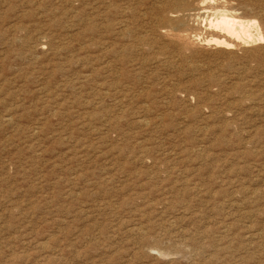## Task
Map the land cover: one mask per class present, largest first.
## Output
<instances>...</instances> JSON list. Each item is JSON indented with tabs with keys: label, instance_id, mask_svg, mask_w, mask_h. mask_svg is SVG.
Returning <instances> with one entry per match:
<instances>
[{
	"label": "rangeland",
	"instance_id": "1",
	"mask_svg": "<svg viewBox=\"0 0 264 264\" xmlns=\"http://www.w3.org/2000/svg\"><path fill=\"white\" fill-rule=\"evenodd\" d=\"M0 264H264V0H0Z\"/></svg>",
	"mask_w": 264,
	"mask_h": 264
},
{
	"label": "bare ground",
	"instance_id": "2",
	"mask_svg": "<svg viewBox=\"0 0 264 264\" xmlns=\"http://www.w3.org/2000/svg\"><path fill=\"white\" fill-rule=\"evenodd\" d=\"M162 6V5H161ZM186 6V5H185ZM176 10V9H175ZM179 10V8H178ZM182 10V9H180ZM179 10V11H180ZM185 10V9H184ZM183 10V12H184ZM229 10V9H228ZM171 11V10H170ZM173 11V10H172ZM177 11V10H176ZM187 12H184L183 14V18L184 15ZM189 13V12H188ZM182 14H180L181 16ZM179 16V17H180ZM188 16V15H187ZM190 16V15H189ZM178 17V19H179ZM186 17V16H185ZM165 19V18H164ZM164 19L162 21H164ZM170 19V17L168 18ZM177 19V18H176ZM194 19V18H193ZM239 19V18H238ZM171 20V19H170ZM184 20V19H183ZM168 21V20H167ZM177 21V20H176ZM166 22V21H165ZM182 22V23H181ZM181 25L182 27L184 26L183 21H181ZM187 22V21H186ZM164 24V22H163ZM168 25L172 26V22L169 21V23H167ZM165 25V24H164ZM178 25V24H177ZM210 25L213 26L214 28H216L217 30L227 34L228 37L233 38V39H243L246 36H248V25H245L241 22H239L234 16L229 15L227 13H222L220 14L218 17H216L214 20H212L210 22ZM251 25V24H250ZM163 26V25H162ZM180 26V25H179ZM166 27V26H165ZM168 27V26H167ZM178 26H175L174 24V28ZM174 28H172L174 30ZM186 29V27H185ZM184 29V30H185ZM182 30V29H181ZM183 30V31H184ZM191 30V29H190ZM171 31V30H170ZM180 31V30H179ZM173 32V31H172ZM177 33V32H176ZM247 40V39H246ZM217 44L219 45H225L226 47L230 46L229 44L225 43V41H219V40H215ZM244 41V40H243ZM245 49V48H244Z\"/></svg>",
	"mask_w": 264,
	"mask_h": 264
}]
</instances>
